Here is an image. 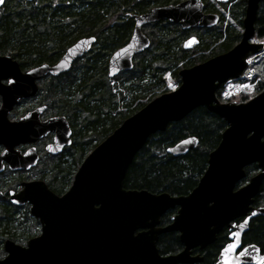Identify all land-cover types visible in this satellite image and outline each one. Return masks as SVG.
Listing matches in <instances>:
<instances>
[{"label":"water","instance_id":"obj_1","mask_svg":"<svg viewBox=\"0 0 264 264\" xmlns=\"http://www.w3.org/2000/svg\"><path fill=\"white\" fill-rule=\"evenodd\" d=\"M228 1L216 0L222 4ZM260 1L245 0L241 37L235 45L180 68L177 89L156 95L122 120L84 157L63 194H55L42 180L22 182L20 190L8 192L11 203H29L30 214L39 221L40 233L25 245L4 239L5 255L0 257V264H195L203 259L200 251L215 242L223 228L229 233L240 232L235 239L242 241L250 220L264 216V204L255 205V196L264 181V89L239 103L219 102L216 90L227 79L239 76L247 56L261 47L250 41ZM3 2L0 0V7ZM130 16L133 30L128 41L108 58L109 78L131 70L134 56L148 48L150 39L142 32L143 25L166 20L187 30L210 28L219 21L217 13L203 12L202 0L155 5ZM193 37L194 42L188 43ZM94 43L93 36L81 37L55 63L37 64L24 71L16 59L0 54V143L7 149L0 154V171L2 161L12 170L35 165L34 147L21 154L14 149L19 143L34 142L54 132L53 143L46 146L48 152L56 154L70 144L64 116L39 119L44 106L26 112L17 121L8 120L7 114L20 99L37 92V79L69 71ZM197 44L198 38L192 35L182 42V48L192 49ZM199 106L223 119L227 126L208 153L206 167L195 186L184 195L125 188L126 170L147 139ZM192 137L167 147L166 153L181 156L191 151L198 144V139L191 140ZM251 164L256 165L257 172L241 184L245 167ZM174 207L177 209L172 221L159 227L161 215ZM245 218L247 223H242ZM169 231L179 233L183 249L163 256L158 253L156 241L160 233ZM229 233L226 243L234 239ZM243 246L252 247L239 257L240 264H264L257 259L264 256L258 245ZM193 249L198 252L193 253ZM220 250L215 264H223ZM229 255L236 258V253Z\"/></svg>","mask_w":264,"mask_h":264},{"label":"trees","instance_id":"obj_2","mask_svg":"<svg viewBox=\"0 0 264 264\" xmlns=\"http://www.w3.org/2000/svg\"><path fill=\"white\" fill-rule=\"evenodd\" d=\"M177 1L5 0L0 7V54L16 59L21 69L40 63L53 64L77 39L95 37L90 51L75 60L69 71L42 78L34 97L49 111L64 115L73 129L76 145L73 152L51 169L48 186L55 193L68 185L74 164L80 163L87 148L91 150L153 97L170 90L165 87L166 73L170 72L178 85L180 68L224 52L239 41L245 0L218 4L227 11L231 23L218 8L204 0V11L217 12L220 20L211 28L193 29L198 32L197 46L191 50L182 48L181 42L189 31L181 30L177 24L167 21L147 24L143 30L150 38L149 47L134 57L130 71L112 78L119 81L113 85L107 77V61L131 35L133 19L129 14ZM254 27L255 37L264 39V0L259 2ZM263 88L264 82L257 80L255 90L260 92ZM226 126L223 119L204 106L196 107L179 121L170 122L163 131L151 135L134 155L123 186L152 193L187 194L205 169L207 155L218 144ZM188 136L198 139L194 149L181 156L166 153L167 147ZM256 170L255 164L247 166L245 178ZM260 204H264V181L255 196V205ZM38 226L28 206H13L0 199V255L4 253L1 247L4 239L24 244L38 233ZM242 240L255 243L264 252V216L250 220ZM226 241L224 228L215 242L201 252L202 261L195 264H215L217 253ZM161 242L164 250L178 247L172 233L164 235Z\"/></svg>","mask_w":264,"mask_h":264},{"label":"flooded vegetation","instance_id":"obj_3","mask_svg":"<svg viewBox=\"0 0 264 264\" xmlns=\"http://www.w3.org/2000/svg\"><path fill=\"white\" fill-rule=\"evenodd\" d=\"M2 82L5 83V82H7V80H2ZM0 104H1V97H0ZM41 105H45V104L38 103L34 99V97H28L25 99H21L15 105H13V107L11 108V110L7 114V118L10 121H17L26 112L33 110L34 108L41 106ZM59 115H62V114L49 111V109L45 105V108H44L43 112L39 115V118L42 121V120H45L46 118H49L52 116H59ZM66 120H67V118H66ZM67 123H68L69 129H70V140H71V142L69 145L63 146L61 148L60 152H58L56 154H52V153L48 152L46 149V146L49 144H52V142H53V139H54V133L53 132H48L44 136L35 140L34 142L19 143L14 147V149L18 150L21 154L24 153L28 148L34 147V149L37 153V156H38V161L34 166H31L28 169H18V170L10 169L9 165L5 161H2L3 169H2V171H0V191H1L0 199L4 200L6 202H9L13 206H28V211H29V203L28 202H25L22 205H15V204L11 203L9 201V193L8 192L11 190H13L15 192L20 190L22 188V182H27V181H31V180H42V181H44L43 178H45L47 176L51 177L50 173H51L52 166L54 167L55 164H57L62 159L68 157V155L71 152H73V149L76 146L74 143V138H73V129H72L71 123L68 120H67ZM4 149H5L4 144L0 143V154L4 151ZM78 166H79V164L77 165L76 169L78 168ZM76 169H75V171H76ZM75 171L72 174L71 181L68 183L67 186H65V189L60 193H55L53 190H51L49 188L48 183L45 181L44 182L46 183V185L48 186V188L51 191H53L57 195H61L69 188ZM15 185H16V187H14ZM176 209H177V207H174L173 209H169V210L165 211L160 217V222H159L158 226L162 227V226L169 224L172 221V216L176 213ZM38 225H39L38 226V233L36 235H38L40 233L39 221H38ZM169 233H172L174 235L175 239L178 241V247L173 249V250H169V249L164 250L162 247V242H161L162 237L166 234H169ZM36 235H34V236H36ZM34 236H31L28 239H30ZM27 240H26V242H27ZM156 246L158 249V253L160 255H163V256L168 255V254L178 253L179 251H181L183 249V245L179 241V233L175 232V231L160 233L157 237ZM196 251H197L196 249H193V253H195ZM202 251H200V253ZM215 260H216V258H215ZM214 263H215V261H214ZM177 264H187V263H177Z\"/></svg>","mask_w":264,"mask_h":264},{"label":"built area","instance_id":"obj_4","mask_svg":"<svg viewBox=\"0 0 264 264\" xmlns=\"http://www.w3.org/2000/svg\"><path fill=\"white\" fill-rule=\"evenodd\" d=\"M257 42H260L262 47L247 59L246 67L238 78L226 82L221 92L223 98H229L236 89L247 93L250 89L251 81L255 78L264 81V41L257 40ZM257 67L262 70H258Z\"/></svg>","mask_w":264,"mask_h":264},{"label":"snow or ice","instance_id":"obj_5","mask_svg":"<svg viewBox=\"0 0 264 264\" xmlns=\"http://www.w3.org/2000/svg\"><path fill=\"white\" fill-rule=\"evenodd\" d=\"M194 40L195 38L193 37L188 43L194 42ZM9 83H12V81H9ZM170 87H175V85H170ZM195 139V137L191 138V140ZM188 142L189 141H181V144ZM5 151H7V149H5ZM247 219L248 218H245L242 223H247ZM229 235L232 236L234 239L223 245L220 250L223 259V264H240L239 257L244 256L248 252L249 248L252 246L244 247L241 240L235 239L237 237H240V232H230ZM230 253H236V258H233V256L229 255ZM257 259L259 262H264V256H259Z\"/></svg>","mask_w":264,"mask_h":264},{"label":"rangeland","instance_id":"obj_6","mask_svg":"<svg viewBox=\"0 0 264 264\" xmlns=\"http://www.w3.org/2000/svg\"><path fill=\"white\" fill-rule=\"evenodd\" d=\"M205 2H208L210 5H211V3L216 7V8H218L219 10H220V12L222 13V14H224V17H225V19H226V21L228 22V23H231V19H230V16H229V14L227 13V11L226 10H224V9H222L214 0H205ZM144 31V30H143ZM150 31V30H149ZM147 32H148V29H147ZM146 33V32H145ZM198 32H197V30H191L190 32H188L187 33V36H189V35H196ZM147 34V33H146ZM111 80H112V84L113 85H115L116 83H118L119 81L118 80H114V79H112L111 78ZM164 80H165V87H167V88H169V89H173V88H176V80L174 79V77H173V75L172 74H170V72H168V73H166L165 75H164ZM125 84H129V81H126L125 82ZM170 85H175V87H170ZM256 89V81H251V85H250V89H249V91L245 94V95H242V96H240L239 98H241V97H248V99L249 98H251L252 96H254V95H256L258 92L255 90ZM222 98V100L223 101H229L228 99H226V98H223V97H221ZM234 98H236V97H232V98H230V99H234ZM245 101V100H244ZM235 102H240V99H236V101ZM242 102V101H241ZM89 151V148H87L86 149V152L84 153V155L87 153ZM83 158V157H82ZM81 158V159H82ZM80 159V160H81ZM76 167H77V163H75L74 164V166H73V169H72V171H71V175H70V177H69V182L71 181V178H72V174H73V172L75 171V169H76ZM197 178H199V176H197ZM43 180L45 181V182H47L48 183V181H51V179H50V177L49 176H47V177H45V178H43ZM68 182V183H69ZM14 187H16V185L14 186ZM1 247H2V245H1ZM3 251V250H2ZM4 252V251H3ZM3 255H4V253H3ZM2 255V256H3ZM1 255H0V257H2Z\"/></svg>","mask_w":264,"mask_h":264},{"label":"bare ground","instance_id":"obj_7","mask_svg":"<svg viewBox=\"0 0 264 264\" xmlns=\"http://www.w3.org/2000/svg\"><path fill=\"white\" fill-rule=\"evenodd\" d=\"M257 69H258V67H257ZM259 69L262 70L261 68H259ZM259 69H258V70H259ZM263 74H264V73H263Z\"/></svg>","mask_w":264,"mask_h":264}]
</instances>
